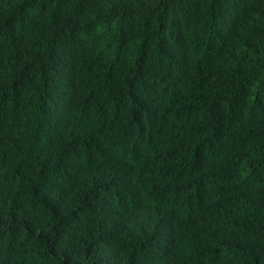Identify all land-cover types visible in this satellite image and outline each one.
Listing matches in <instances>:
<instances>
[{
	"label": "trees",
	"instance_id": "obj_1",
	"mask_svg": "<svg viewBox=\"0 0 264 264\" xmlns=\"http://www.w3.org/2000/svg\"><path fill=\"white\" fill-rule=\"evenodd\" d=\"M0 264H264V0H0Z\"/></svg>",
	"mask_w": 264,
	"mask_h": 264
}]
</instances>
